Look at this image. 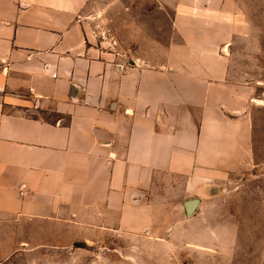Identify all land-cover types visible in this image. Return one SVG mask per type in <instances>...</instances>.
Returning a JSON list of instances; mask_svg holds the SVG:
<instances>
[{
	"label": "crops",
	"instance_id": "crops-1",
	"mask_svg": "<svg viewBox=\"0 0 264 264\" xmlns=\"http://www.w3.org/2000/svg\"><path fill=\"white\" fill-rule=\"evenodd\" d=\"M117 1L0 0V264H122L139 242L196 246L224 196L264 182L263 81L235 73L231 52L249 34L243 11L170 0L160 28L172 37L151 58L98 35L112 27L95 28L93 9L107 18Z\"/></svg>",
	"mask_w": 264,
	"mask_h": 264
},
{
	"label": "rangeland",
	"instance_id": "rangeland-1",
	"mask_svg": "<svg viewBox=\"0 0 264 264\" xmlns=\"http://www.w3.org/2000/svg\"><path fill=\"white\" fill-rule=\"evenodd\" d=\"M95 4L97 6L98 2ZM105 4L108 3H103ZM129 5L137 11V17H134L135 20L133 18L132 23L137 33H129L124 28L129 24L128 14L125 12ZM234 6L235 9L243 11L245 20L249 22V34H239L234 39L231 52L235 73L262 80L259 93L263 94L264 0H234ZM112 7L106 14L107 18L101 16L97 7L93 9L94 15L91 19L95 28L101 30L104 25L112 27L98 35L116 45L123 55L136 53L143 57L160 58L161 43L172 37L160 28L161 25L169 24L164 12L174 8L171 1L122 0L113 3ZM150 7L154 8L153 17L148 19L145 13ZM149 45L154 48L147 49ZM262 98L261 102L264 103V96ZM257 111L259 127L254 174L261 175L264 174V107ZM257 183L256 178L245 185V189L249 191L244 200L233 196L239 203L231 202L232 196L223 197L220 213L216 215L219 224L203 227V234L207 236L203 243L195 246L194 243L177 240V237L169 243L139 242V247L131 251L132 259L122 257V264H264V182L259 186Z\"/></svg>",
	"mask_w": 264,
	"mask_h": 264
},
{
	"label": "water",
	"instance_id": "water-1",
	"mask_svg": "<svg viewBox=\"0 0 264 264\" xmlns=\"http://www.w3.org/2000/svg\"><path fill=\"white\" fill-rule=\"evenodd\" d=\"M192 205H193V201H188L187 202V208H188V210L191 209Z\"/></svg>",
	"mask_w": 264,
	"mask_h": 264
}]
</instances>
